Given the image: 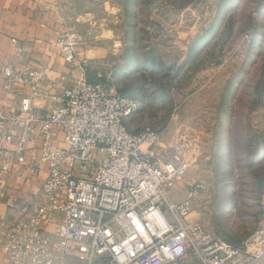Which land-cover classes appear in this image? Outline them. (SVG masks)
<instances>
[{
  "label": "rangeland",
  "instance_id": "obj_1",
  "mask_svg": "<svg viewBox=\"0 0 264 264\" xmlns=\"http://www.w3.org/2000/svg\"><path fill=\"white\" fill-rule=\"evenodd\" d=\"M68 10L87 81L136 101L128 130L160 132L158 158L188 164L172 201L199 184L188 221L233 245L248 239L264 222V0H80Z\"/></svg>",
  "mask_w": 264,
  "mask_h": 264
},
{
  "label": "built area",
  "instance_id": "obj_2",
  "mask_svg": "<svg viewBox=\"0 0 264 264\" xmlns=\"http://www.w3.org/2000/svg\"><path fill=\"white\" fill-rule=\"evenodd\" d=\"M58 44L64 61L79 71L60 78L67 86L59 93L42 91L35 73L4 72L51 106L45 117L35 118L24 98L17 113L0 115L11 126L0 128V158L7 155L4 145L13 144L23 177L37 173L39 165L48 168L25 216L2 224L6 264H264V222L239 245L189 222L201 186L190 184L188 198L172 201L173 185L188 164L179 155L160 160L153 150L160 132L128 130L139 111L136 101L88 82V60L78 57L68 34ZM35 125L40 154L27 165L23 136H34ZM57 132L63 148L52 146Z\"/></svg>",
  "mask_w": 264,
  "mask_h": 264
},
{
  "label": "crops",
  "instance_id": "obj_3",
  "mask_svg": "<svg viewBox=\"0 0 264 264\" xmlns=\"http://www.w3.org/2000/svg\"><path fill=\"white\" fill-rule=\"evenodd\" d=\"M78 4L80 0H0V115L17 113L24 98L29 99L32 117L48 114L51 107L48 99L32 97L28 84L21 78L8 80L4 72L35 73L40 77L39 88L47 94L59 93L62 85L67 86L60 78H68L74 72L64 61L58 40L63 34L71 33V16L66 10ZM79 51L88 50L85 47ZM0 128L11 130L6 120H0ZM34 129V136H23L24 164L27 165L40 154L41 139L36 125ZM13 135L22 134L14 130ZM52 146L64 147L61 132H57ZM4 147L7 155L0 158V264H6L2 224L25 216L48 174L47 166L39 165L37 173L23 177V165L16 160L15 146L5 144Z\"/></svg>",
  "mask_w": 264,
  "mask_h": 264
}]
</instances>
